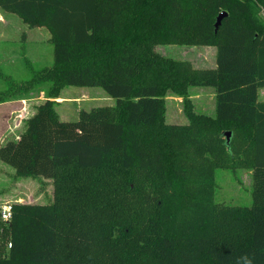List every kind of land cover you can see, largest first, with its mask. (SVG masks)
I'll list each match as a JSON object with an SVG mask.
<instances>
[{
  "label": "trees",
  "instance_id": "1",
  "mask_svg": "<svg viewBox=\"0 0 264 264\" xmlns=\"http://www.w3.org/2000/svg\"><path fill=\"white\" fill-rule=\"evenodd\" d=\"M0 9L46 28L54 46L46 101L0 148L16 177L52 180L54 200L12 204L10 223L0 214V264H110L113 169L139 196L140 174L157 176V222L144 236L156 264H264V0H0ZM158 45L214 47L216 67L195 70ZM66 86L101 87L116 103L61 120L53 98ZM194 87L214 90L215 115L194 110ZM170 93L184 98L187 125L166 123ZM219 168L252 172L251 207L215 202Z\"/></svg>",
  "mask_w": 264,
  "mask_h": 264
},
{
  "label": "rangeland",
  "instance_id": "2",
  "mask_svg": "<svg viewBox=\"0 0 264 264\" xmlns=\"http://www.w3.org/2000/svg\"><path fill=\"white\" fill-rule=\"evenodd\" d=\"M51 39L46 28H31L17 15L0 9V96L18 99L0 105V145L17 141L26 131L27 121L47 99L46 93L51 84L43 79V74L54 62ZM155 51L174 60L189 62L195 70L216 67L214 47L158 45ZM189 97L196 112L215 115L216 103L212 88L194 87ZM165 100L166 123L187 125L184 98L170 93ZM259 101L264 102V90L261 91ZM53 102L60 119L64 121L76 120L82 109L113 107L116 103L101 87L74 86L64 87L60 95L53 98ZM15 174L12 167L0 161V209L9 203H53L52 180L19 178ZM112 177L114 198L111 204L110 264H156L158 259L144 236L154 232L153 227L157 222V176L152 178L148 173L140 174V196L138 193H130L125 171L113 169ZM216 185V203L230 208L251 207V171L243 169L234 173L219 168L216 170Z\"/></svg>",
  "mask_w": 264,
  "mask_h": 264
},
{
  "label": "built area",
  "instance_id": "3",
  "mask_svg": "<svg viewBox=\"0 0 264 264\" xmlns=\"http://www.w3.org/2000/svg\"><path fill=\"white\" fill-rule=\"evenodd\" d=\"M0 214H1V219L4 223H10L13 217L12 204L9 203L4 207H1Z\"/></svg>",
  "mask_w": 264,
  "mask_h": 264
},
{
  "label": "water",
  "instance_id": "4",
  "mask_svg": "<svg viewBox=\"0 0 264 264\" xmlns=\"http://www.w3.org/2000/svg\"><path fill=\"white\" fill-rule=\"evenodd\" d=\"M226 16H227V13H221L219 15V17L217 18V22H216V30H218V28L221 25V22H222L223 18H225ZM226 138H227L228 141L230 140V138H231V133L230 132L226 133Z\"/></svg>",
  "mask_w": 264,
  "mask_h": 264
},
{
  "label": "crops",
  "instance_id": "5",
  "mask_svg": "<svg viewBox=\"0 0 264 264\" xmlns=\"http://www.w3.org/2000/svg\"><path fill=\"white\" fill-rule=\"evenodd\" d=\"M262 90H264V89H262ZM262 90H260V92H259V98L261 97V91H262ZM13 101H17V100H11V102H13ZM9 102H10V101H8V103H9ZM11 102H10V103H11ZM6 103H7V102H6ZM2 104H3V103H1L0 105H2ZM4 104H5V103H4ZM2 145H3V144L0 145V148L2 147Z\"/></svg>",
  "mask_w": 264,
  "mask_h": 264
}]
</instances>
